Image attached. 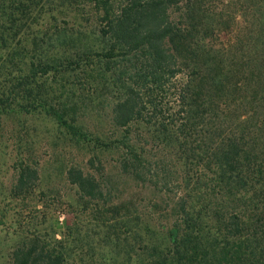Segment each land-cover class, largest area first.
I'll return each instance as SVG.
<instances>
[{
	"label": "trees",
	"instance_id": "16d2710c",
	"mask_svg": "<svg viewBox=\"0 0 264 264\" xmlns=\"http://www.w3.org/2000/svg\"><path fill=\"white\" fill-rule=\"evenodd\" d=\"M77 1L89 10L100 48L82 44L68 57L39 59L36 66L42 75L50 69L67 72L74 85L79 80L96 82L116 94L109 124L121 136L113 140L120 151L118 168L166 206L163 236L140 238L133 262L132 256L125 262L264 264V0L229 1L239 6L248 30L245 40L238 38L229 45H238L239 52L226 59L220 58L218 50H223H214L211 44L215 28L207 12L214 5L209 7L205 0ZM2 6L0 0L5 15ZM179 6L182 11L174 19L171 9ZM23 13L29 14L21 9L18 18L5 15L12 32L0 31V62L9 41L17 37L15 22ZM5 16L0 26L6 23ZM29 62L28 72L14 84L25 98L36 76ZM179 73L183 79L177 82ZM9 94V89H0V121L9 108ZM42 100L38 95L33 98L45 114L75 135V118L70 115L67 123L66 112ZM252 121L254 133L244 126ZM135 124L168 136L183 169L173 165L150 169L144 155L126 145ZM94 159L87 160L94 172L71 166L65 179L79 200L95 202L112 213L107 206L113 197L101 179L103 167L94 166ZM36 180V168L20 163L13 195L23 198ZM66 260L55 244L30 236L15 242L8 264H66Z\"/></svg>",
	"mask_w": 264,
	"mask_h": 264
},
{
	"label": "rangeland",
	"instance_id": "374dc122",
	"mask_svg": "<svg viewBox=\"0 0 264 264\" xmlns=\"http://www.w3.org/2000/svg\"><path fill=\"white\" fill-rule=\"evenodd\" d=\"M229 1L205 0L209 7L214 5L207 12L215 28L211 44L214 50H223H218L222 59L235 50L239 52L238 45H229L238 38L245 40L248 30L239 6ZM179 7L171 9L174 19L182 11ZM2 8L5 15L13 13L16 18L21 9L29 14L23 13L21 21L15 22L19 32L9 41L10 48L0 62V89L10 90L6 98L9 108L0 121V264H8L15 242L30 236L55 244L63 251L66 264H127L125 260L131 256L133 262L140 238L163 236L166 206L158 195L133 183L118 168L120 151L113 140L121 136L109 124L116 94L96 82L79 80L74 85L67 72L50 69L42 75L36 66L39 59L68 57L82 44L94 50L100 48L89 10L77 0H3ZM5 15L0 12L3 23ZM5 19L0 31L10 33L6 16ZM29 61L34 64L36 76L25 98L14 84L28 72ZM182 75L179 73L174 80L181 81ZM37 95L43 99L42 104L66 112L67 123L70 115L75 118V135L41 110L40 103L33 101ZM244 126L253 133L256 130L255 121ZM158 133L153 127L135 124L126 145L144 155L149 167L166 169L173 165L183 169V161L176 160L175 143ZM91 157H95L94 166L103 167L101 179L106 180L113 197L114 202L107 206L113 209L112 213L95 202L79 200L74 186L65 179V171L71 166L94 172L87 165ZM20 163L37 170V180L22 194L23 198L11 191L15 168ZM128 250L129 255H124Z\"/></svg>",
	"mask_w": 264,
	"mask_h": 264
}]
</instances>
